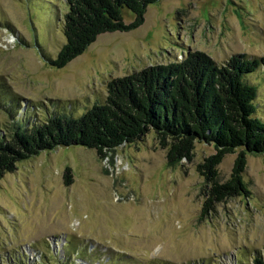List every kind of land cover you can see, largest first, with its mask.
<instances>
[{
    "label": "rangeland",
    "instance_id": "1",
    "mask_svg": "<svg viewBox=\"0 0 264 264\" xmlns=\"http://www.w3.org/2000/svg\"><path fill=\"white\" fill-rule=\"evenodd\" d=\"M66 11L65 0H0V92L19 103L12 118L0 106L2 128L28 112L33 123L45 108L78 117L104 101L109 82L193 53L217 65L264 60V0H159L140 27L100 35L56 69L46 58L64 44ZM122 19L128 25L134 15L124 9ZM247 79L264 121V67ZM239 151L222 159L219 183ZM213 154L197 142L191 163L169 166L150 132L104 157L70 146L18 162L0 180V264H36L39 254L51 264H252L264 257V152L245 156L247 195L204 211L209 185L197 166Z\"/></svg>",
    "mask_w": 264,
    "mask_h": 264
},
{
    "label": "trees",
    "instance_id": "2",
    "mask_svg": "<svg viewBox=\"0 0 264 264\" xmlns=\"http://www.w3.org/2000/svg\"><path fill=\"white\" fill-rule=\"evenodd\" d=\"M158 1L65 0L67 11L61 20L64 44L54 59L46 58L47 64L62 69L100 35L140 27L146 8ZM124 9L134 15L128 25L122 19ZM262 67L263 59L244 56H233L224 65H217L198 52L181 63L109 82L104 101L94 103L78 117L45 108L44 115L37 112V121L30 123L28 112L25 121L12 119L11 126H0V180L12 173L18 162L41 151L76 146L104 157L120 145L135 143L153 132L159 147L166 150L169 166L191 163L197 142L213 146L215 154L197 166L209 185L204 211L212 202L247 195L242 181L245 156L264 152V121L256 116L254 103L258 90L247 77ZM0 101L3 112L12 118L18 99H8L0 92ZM237 149L230 178L221 184L217 167L225 155ZM65 178L69 179L68 170ZM55 254L61 260L58 252ZM35 258L36 264H51L42 260L41 254ZM5 261L21 264L19 260ZM252 264H264V257H254Z\"/></svg>",
    "mask_w": 264,
    "mask_h": 264
}]
</instances>
